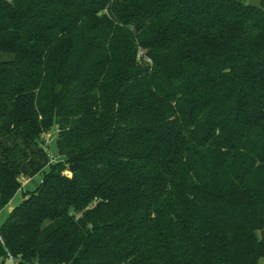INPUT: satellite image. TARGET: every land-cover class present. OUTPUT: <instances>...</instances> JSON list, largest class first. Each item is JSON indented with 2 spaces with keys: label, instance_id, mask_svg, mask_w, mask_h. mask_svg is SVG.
<instances>
[{
  "label": "trees",
  "instance_id": "1",
  "mask_svg": "<svg viewBox=\"0 0 264 264\" xmlns=\"http://www.w3.org/2000/svg\"><path fill=\"white\" fill-rule=\"evenodd\" d=\"M37 175L18 264H261L264 0H0V212Z\"/></svg>",
  "mask_w": 264,
  "mask_h": 264
},
{
  "label": "rangeland",
  "instance_id": "2",
  "mask_svg": "<svg viewBox=\"0 0 264 264\" xmlns=\"http://www.w3.org/2000/svg\"><path fill=\"white\" fill-rule=\"evenodd\" d=\"M247 2L252 3V4H259L260 0H247ZM58 134V129L57 125L55 124L54 127L51 129L49 133H47L44 137V146L46 149L50 150V152L53 153L54 156H56V137ZM57 160H55L56 162ZM24 178V179H23ZM41 180V176L37 175L36 177L33 178V181L27 182L28 179L25 177H21V181L23 184V189L20 190L16 196L11 200V202L0 212V227L4 223V221L7 219L11 209L16 207L22 200V198L25 196V191L30 190L38 185V183ZM24 181V183H23ZM2 242V240L0 239ZM261 264H264V257L261 258L260 260ZM0 264H18V260L15 258H12L9 255L0 256Z\"/></svg>",
  "mask_w": 264,
  "mask_h": 264
},
{
  "label": "built area",
  "instance_id": "3",
  "mask_svg": "<svg viewBox=\"0 0 264 264\" xmlns=\"http://www.w3.org/2000/svg\"><path fill=\"white\" fill-rule=\"evenodd\" d=\"M49 155H50L52 161H55L56 160V156H54L53 153L50 152V150H49ZM68 175H71V173L68 172ZM0 239H1V237H0ZM8 255L11 256L12 258H14V256L12 254H10V253H8Z\"/></svg>",
  "mask_w": 264,
  "mask_h": 264
},
{
  "label": "crops",
  "instance_id": "4",
  "mask_svg": "<svg viewBox=\"0 0 264 264\" xmlns=\"http://www.w3.org/2000/svg\"><path fill=\"white\" fill-rule=\"evenodd\" d=\"M24 179V178H23ZM31 181H33V179H31V180H28L27 182L29 183V182H31ZM23 183H24V181H23ZM12 210V209H11Z\"/></svg>",
  "mask_w": 264,
  "mask_h": 264
}]
</instances>
